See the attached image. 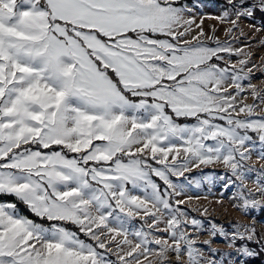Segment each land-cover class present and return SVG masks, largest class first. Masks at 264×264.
<instances>
[{
  "label": "snow or ice",
  "instance_id": "6c2138e0",
  "mask_svg": "<svg viewBox=\"0 0 264 264\" xmlns=\"http://www.w3.org/2000/svg\"><path fill=\"white\" fill-rule=\"evenodd\" d=\"M227 2L218 19L230 34L264 12V0ZM203 6L0 0V264H173L170 254L175 264H226L230 253L210 259L197 246L189 228L203 222L181 207L185 183L174 178L190 182L193 168L221 164L230 175L196 182L224 180L246 215L264 210V169L247 164L250 132L264 158V95L246 56L239 68L225 63L243 49L205 37L193 14ZM244 81L253 104L237 99ZM253 172L261 199L245 183ZM241 227L210 229L236 248L237 264L264 252V234Z\"/></svg>",
  "mask_w": 264,
  "mask_h": 264
},
{
  "label": "rangeland",
  "instance_id": "374dc122",
  "mask_svg": "<svg viewBox=\"0 0 264 264\" xmlns=\"http://www.w3.org/2000/svg\"><path fill=\"white\" fill-rule=\"evenodd\" d=\"M227 2V0H225ZM203 7H197L193 9V14L195 15L196 23L199 24L201 19H203V30L205 37L215 36L222 43L228 42L231 44L233 49H243V53L240 56L228 57L225 55V63H234L236 67L239 68L240 65L238 61L245 58L248 59L247 69H251V85L255 87L262 95H264V28L254 20L253 17L245 18L241 17L238 21L239 28L234 29L230 34L228 32L229 28H233V25L229 22H221L218 17L221 16L222 12L225 10L219 3L213 0H201ZM256 0H247L244 5L247 7L249 4L255 3ZM189 5L192 4V0L187 1ZM230 5V4H229ZM231 5L229 8L230 9ZM217 17V18H212ZM231 19H236L235 15L230 13ZM198 31V29H197ZM191 37H189L190 39ZM202 39H204L202 37ZM212 44L211 40L207 41ZM245 86V91L237 97L238 100L243 98V102L247 104H253L255 98L251 94V88L248 87L249 81L243 82ZM229 91L235 92L234 87H230ZM264 108V105H261ZM257 117L264 116V111H257ZM253 136L255 145L250 148L251 158L247 161L249 167L256 170L264 169V158H260L259 154L261 151V144L256 137V134L249 133ZM211 143V142H209ZM201 173H215L217 175L229 174V170L221 164L211 165V166H201L200 168H193L191 173H185L189 177L190 182H185L184 177L174 178L180 182L185 183V195L179 197V199L184 200V204L181 205L183 209H187L190 216L195 217L203 222V230L197 231L195 229L189 228L190 234L197 237V246L201 247L205 251V255L210 259H219L220 253H230L231 257L226 258V264H237L240 257L237 256L236 248L229 247L225 242L224 238L217 236L215 239L210 234L211 225L215 224L217 226L223 225L228 233H232L236 230L242 231L241 226H255L257 235L264 234V221L259 218L261 209H250L249 213L246 215L243 210H241L238 205L239 200L234 199L235 188H230L225 190L224 180H214L209 182L208 180H202L197 183L196 180L200 179ZM264 179V177H260ZM257 173L253 172L247 175L245 183L247 188L256 193V198L261 199L259 196V185L256 183ZM139 194V193H136ZM191 197V199H189ZM264 203V200L261 201ZM207 209V212L204 210ZM148 220V225L152 223L150 218L145 217ZM132 223L136 225L137 228L143 223L140 217H136ZM148 225H144L147 230ZM160 228L164 227V224L159 225ZM156 235H165L164 233H156ZM131 238V237H130ZM213 241L211 248L216 249V255L213 256L212 253L207 251V246L204 244L205 241ZM241 242L237 241V245ZM249 247L259 251V246L255 243H250ZM113 251L115 249L113 248ZM261 257L264 259V252L260 253ZM113 260L116 259L115 256L112 257ZM154 264H159L158 257H150ZM170 259L173 264L176 262V257L170 254ZM251 258L245 259L246 262ZM144 264H148L147 261ZM184 264H187V258H184Z\"/></svg>",
  "mask_w": 264,
  "mask_h": 264
},
{
  "label": "trees",
  "instance_id": "16d2710c",
  "mask_svg": "<svg viewBox=\"0 0 264 264\" xmlns=\"http://www.w3.org/2000/svg\"><path fill=\"white\" fill-rule=\"evenodd\" d=\"M187 1H189V0H187ZM213 1H215L216 3H219L225 9L230 7L228 2H226L225 0H213ZM253 18H254L255 21H257L264 28V12L256 10L254 12ZM21 208L23 210V206H21ZM259 218L264 221V210H262L260 212ZM246 264H264V259L261 257V255H259L258 257L249 259L246 262Z\"/></svg>",
  "mask_w": 264,
  "mask_h": 264
}]
</instances>
